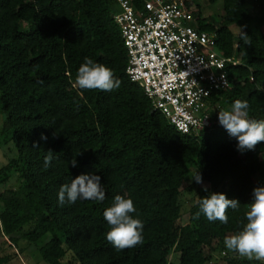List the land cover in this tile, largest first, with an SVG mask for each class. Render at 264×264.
<instances>
[{"label":"trees","instance_id":"obj_1","mask_svg":"<svg viewBox=\"0 0 264 264\" xmlns=\"http://www.w3.org/2000/svg\"><path fill=\"white\" fill-rule=\"evenodd\" d=\"M183 1L198 10L193 26L213 33L217 48L239 60L228 66L234 81L211 110L215 123L198 134L179 132L126 74L113 0H0V138L14 142L0 186L12 175L17 181L0 190V231L13 245L48 234L37 249L46 264H206L225 249L226 236L242 230L253 189L264 186V142L238 151L218 114L239 99L248 102L249 119L264 120V32L258 33L249 0H221L222 15L209 20L200 17L198 0ZM86 57L111 68L120 87L79 88L75 79ZM49 150L53 159L45 167ZM74 156L77 167L69 163ZM197 171L208 191L197 190L182 223L183 182ZM84 173L101 177L105 199L61 205L60 187ZM210 192L239 201L227 210V224L195 217ZM117 194L133 200L132 215L144 225L143 243L122 251L107 241L103 216ZM8 248L2 240L0 264L15 255ZM231 252L227 264H264Z\"/></svg>","mask_w":264,"mask_h":264},{"label":"built area","instance_id":"obj_2","mask_svg":"<svg viewBox=\"0 0 264 264\" xmlns=\"http://www.w3.org/2000/svg\"><path fill=\"white\" fill-rule=\"evenodd\" d=\"M113 1L128 77L179 132L210 129L219 92L234 81L228 66L239 60L217 48L213 33L193 26L198 10L183 0Z\"/></svg>","mask_w":264,"mask_h":264},{"label":"clouds","instance_id":"obj_3","mask_svg":"<svg viewBox=\"0 0 264 264\" xmlns=\"http://www.w3.org/2000/svg\"><path fill=\"white\" fill-rule=\"evenodd\" d=\"M240 35L244 44H250L247 33L241 30ZM75 84L81 89L111 92L120 87L121 81L115 77L111 68L86 57L78 69ZM248 109V102L238 99L230 110H220L218 114L219 124L230 136L237 138V150L240 152L254 150L258 143L264 142V120L249 119ZM41 139L47 140V137L41 134ZM52 152L49 150L44 157L45 167H48L53 159ZM80 154L82 153L78 155ZM69 163L72 167L78 166L75 156ZM191 179L196 183L203 182L199 171ZM204 190L208 191L206 186ZM105 196L101 177L94 173H84L60 187L58 201L61 205L65 202L74 204L81 199L103 201ZM198 203L199 211L195 214L197 219L203 214L209 221L218 220L222 224L228 223L227 210L238 209L240 204L237 199H229L222 192H210ZM135 212L133 200L117 194L114 196L113 204L103 213L109 226L106 239L117 251L134 248L143 243L144 225L139 218H134L132 214ZM245 216L247 222L242 230L226 236L224 244L229 251L236 252L241 257L264 261V186L253 189L252 200Z\"/></svg>","mask_w":264,"mask_h":264},{"label":"rangeland","instance_id":"obj_4","mask_svg":"<svg viewBox=\"0 0 264 264\" xmlns=\"http://www.w3.org/2000/svg\"><path fill=\"white\" fill-rule=\"evenodd\" d=\"M198 3L200 5V12L201 17L209 20L212 17L219 18L222 15V4L221 0L209 4L206 0H198ZM116 6V5H115ZM248 9L251 13L252 19L254 21V24L256 25V28L258 30V33L261 34L264 32V4L260 0H249L247 3ZM117 11V6L115 7ZM230 29L234 32L237 31V28L234 26V24L229 26ZM2 124V118L0 117V129ZM3 138H0V167L7 163L8 159L14 154V152L11 150V145L14 144L13 141H10L8 143H4L1 141ZM196 172H192L191 175L187 176L183 182L184 187V195L182 196V223H186L188 219V210L190 207V204L195 201L196 199V192L198 189H205V186L208 188V183L202 180V183H196L191 177ZM17 181L15 179V175H12L10 181L6 185H1L0 190L3 189V187H16ZM232 235V234H231ZM228 235V236H231ZM48 238V234L41 237L38 241L34 243H28L26 241L20 240L17 242V244L13 245L9 241V238L2 234L0 231V242L2 240H5L7 243L11 245L12 248L6 249V252L14 251L15 255H12L10 264H46L38 254V247L43 244V242L46 241ZM224 250V251H223ZM221 252H217L214 254L213 260L211 262H207L206 264H227V259L234 254L229 251L226 246L225 249H223ZM207 251V249H206ZM239 257H241L238 254ZM176 257L175 253L170 254V259L174 260ZM177 258V257H176ZM175 262H178V258ZM246 258V257H241Z\"/></svg>","mask_w":264,"mask_h":264}]
</instances>
